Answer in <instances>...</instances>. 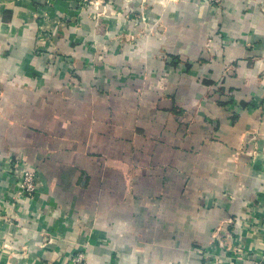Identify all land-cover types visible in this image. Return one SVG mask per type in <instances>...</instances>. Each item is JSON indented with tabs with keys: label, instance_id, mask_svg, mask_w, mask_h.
<instances>
[{
	"label": "crops",
	"instance_id": "0c3cea01",
	"mask_svg": "<svg viewBox=\"0 0 264 264\" xmlns=\"http://www.w3.org/2000/svg\"><path fill=\"white\" fill-rule=\"evenodd\" d=\"M78 253L264 260V0H0V264Z\"/></svg>",
	"mask_w": 264,
	"mask_h": 264
},
{
	"label": "built area",
	"instance_id": "2783aa9c",
	"mask_svg": "<svg viewBox=\"0 0 264 264\" xmlns=\"http://www.w3.org/2000/svg\"><path fill=\"white\" fill-rule=\"evenodd\" d=\"M208 1L214 5H220L223 2V0ZM9 170L10 169H8V171ZM13 171L12 173H9V175L13 176V178L16 180V198L20 200V197H32L36 193L38 186L36 180V169L31 166H26L22 169L14 168ZM241 260V264H264L263 259L250 257V254L247 253H243L241 255ZM74 261L76 264H86L84 260V255L82 253H78L74 257Z\"/></svg>",
	"mask_w": 264,
	"mask_h": 264
},
{
	"label": "rangeland",
	"instance_id": "374dc122",
	"mask_svg": "<svg viewBox=\"0 0 264 264\" xmlns=\"http://www.w3.org/2000/svg\"><path fill=\"white\" fill-rule=\"evenodd\" d=\"M11 165H12V164H11ZM9 169H10L9 171H11V172H9V171H8V168H7V170H6V173H7V174L12 173V166L9 167Z\"/></svg>",
	"mask_w": 264,
	"mask_h": 264
}]
</instances>
